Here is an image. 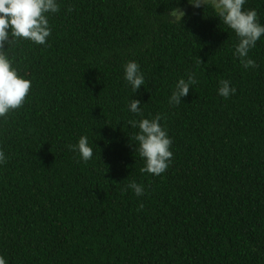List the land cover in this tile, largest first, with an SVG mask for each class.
<instances>
[{
  "label": "trees",
  "instance_id": "1",
  "mask_svg": "<svg viewBox=\"0 0 264 264\" xmlns=\"http://www.w3.org/2000/svg\"><path fill=\"white\" fill-rule=\"evenodd\" d=\"M57 2L45 45L8 48L31 87L0 118V255L8 264H264V36L248 56L257 67L245 69L234 32L208 5ZM250 9L264 24V0H247ZM129 60L145 78L136 93L123 79ZM189 74L198 83L172 106ZM222 79L235 95H218ZM131 99L144 118L165 117L172 157L161 175L141 171ZM82 135L88 162L67 147Z\"/></svg>",
  "mask_w": 264,
  "mask_h": 264
},
{
  "label": "clouds",
  "instance_id": "2",
  "mask_svg": "<svg viewBox=\"0 0 264 264\" xmlns=\"http://www.w3.org/2000/svg\"><path fill=\"white\" fill-rule=\"evenodd\" d=\"M246 2L247 0H193L191 4L196 8L208 5L214 10L216 17L231 29L237 38L233 55L245 69H254L257 67L256 62L248 56L250 50L256 47L257 41L264 36V24L259 22L255 9L244 10ZM59 11L57 0H0V118H6L13 110L19 109L31 87V81L20 76L13 66V60L8 55L9 46L20 39H27L36 45H45L52 31L48 14ZM173 15L180 21L184 17V13L179 9H176ZM123 72V79L133 93L145 84L144 74L136 61H127L123 65ZM197 83L194 74H189L187 80L179 78L169 97V104H181V99L189 94L190 87ZM235 93L236 89L230 86V81H219V96L227 99ZM127 107L129 112L141 117L128 121L132 128L138 129L132 139L138 144L136 151L144 160L141 171L161 175L169 167L172 157V141L161 125V120L165 117L157 113L154 117L144 118L138 99H131ZM67 147L83 162L93 158V147L86 135L80 136L75 144H69ZM7 160L5 152L0 149V165H4ZM128 187L136 196L144 194V186L135 181L130 182ZM0 264H8L2 255Z\"/></svg>",
  "mask_w": 264,
  "mask_h": 264
}]
</instances>
